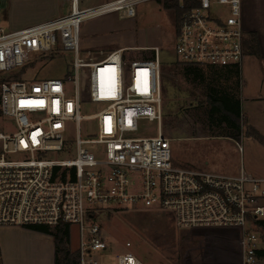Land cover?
<instances>
[{
	"label": "built area",
	"instance_id": "1",
	"mask_svg": "<svg viewBox=\"0 0 264 264\" xmlns=\"http://www.w3.org/2000/svg\"><path fill=\"white\" fill-rule=\"evenodd\" d=\"M69 1L68 12L35 25L8 30L0 23V117L15 128L0 132V226L75 224L80 231L77 264H103L96 253L112 249L95 219L103 205L160 210L170 213L179 228L238 229L240 264H264L258 234L264 177L244 168L229 174L173 162V139L163 134L160 48L123 47L105 55L81 51L83 20L113 12L135 17L136 6L151 0H107L84 8L81 0ZM171 1L180 11L174 44L178 61L241 67L246 56L242 0ZM60 49L73 55L64 79L13 78L32 56ZM147 49L152 56L128 53ZM84 102L103 106L84 116ZM82 119L96 121V137H82ZM145 120L157 123L156 134L139 135ZM68 123L76 124V153L59 159V152L70 150ZM111 264L144 263L124 252Z\"/></svg>",
	"mask_w": 264,
	"mask_h": 264
},
{
	"label": "rangeland",
	"instance_id": "2",
	"mask_svg": "<svg viewBox=\"0 0 264 264\" xmlns=\"http://www.w3.org/2000/svg\"><path fill=\"white\" fill-rule=\"evenodd\" d=\"M105 1L81 0L79 6L84 8ZM170 3L176 5L174 9L164 8L163 0H151L136 6L135 17L123 18L113 12L83 20L80 24L81 51L106 54L116 47L158 46L164 67L166 70L172 68L177 58L174 44L177 32L175 11L178 7L175 1ZM69 10V0H0V23L12 30L13 24L7 20L9 15L14 17L13 23L19 24L26 18H41ZM128 53L132 58L146 57L152 56L153 51L131 50ZM72 58L71 53L61 49L34 55L30 63L15 70L18 73L15 76V72L13 78L29 81L64 79L70 70ZM250 59L254 62L241 71L239 87L235 85L237 77L234 74L218 67L198 66L186 71L163 72L168 79L163 92V134L173 139L171 148L175 164L221 173L244 168L254 176L264 177V98H261L264 97V63L256 58ZM211 88H215L217 95L227 91L238 96L241 120L238 136L225 134L228 132L223 127L230 130L228 121L214 117L212 122H208L202 119L205 115L193 109L201 99H205L206 93L212 92ZM102 106L84 102L80 113L92 115ZM140 129L143 133L139 135H154L157 123L145 120L140 124ZM14 130L12 121L6 116L0 117V132L8 134ZM79 130L83 138L96 137V121L82 119ZM65 137L70 150L59 152V159L75 156V123H68ZM12 158H21V155H13ZM226 167H230L229 170ZM103 206L106 208L101 209L95 219L112 245L108 252L96 253L103 264L115 263L116 255L124 252L133 254L144 264H240L238 229L179 228L168 212L114 208V204ZM20 228L23 227L0 226V244L13 239H19L18 243L21 237L26 239L14 248L16 251L13 255L10 254L14 264H55V250L53 255L51 242L46 243L53 236L30 229L37 237H24L17 231ZM51 228L55 230V227ZM69 232L68 247L75 252L80 243L79 227L70 224ZM258 234L259 242L264 246V228ZM126 242H130L131 246L126 247Z\"/></svg>",
	"mask_w": 264,
	"mask_h": 264
},
{
	"label": "trees",
	"instance_id": "3",
	"mask_svg": "<svg viewBox=\"0 0 264 264\" xmlns=\"http://www.w3.org/2000/svg\"><path fill=\"white\" fill-rule=\"evenodd\" d=\"M161 1L162 0H159L158 2H161ZM170 2L171 0H164L163 1L164 8L174 9L176 5H172ZM175 12H176V20L178 21L180 11L178 9ZM243 46H244V50L246 54L251 53V54H256L257 56H259L258 42H257L255 35L247 34L245 36ZM173 65L174 66L172 68L166 70V68L164 67L165 63L163 62L162 71L163 72L168 71V70L174 71L178 69H182L186 71L188 68L198 67L196 65L182 63L178 61L177 59L173 62ZM224 71L230 72L237 77L235 81V85L236 87H239V75L241 73L240 67L226 68L224 69ZM17 73L18 72H16L15 76H17ZM162 79H163L162 88L164 92L165 90L164 84L168 80L166 78V75H164V73H163ZM210 90L212 92L206 93L205 99H201L199 101V105H194L195 108L193 107V109H197V111L205 115L206 117L202 119L203 120L206 119V121L208 120V122H212L214 117H217L218 119L220 118L221 120L223 119L224 121H228L230 130L223 127L224 131L228 132L225 134L232 133L238 136L240 129H241V120H240V115H239L240 100L238 96H235L232 93L227 92V91H224L223 94L221 95H217V93H215V88H211ZM223 125H220V126L222 127ZM218 136L228 137L229 135H218ZM258 223L261 229L263 230L264 220H261ZM26 228L33 229V230L43 232V233H47V234H51L53 236L54 243H55V264H77V261H78L77 252L76 251L71 252V250L68 247V243L70 241L69 224L58 225L55 227L54 231L52 230L51 227L44 226V225H36V226H30ZM260 254L264 256V250L260 251Z\"/></svg>",
	"mask_w": 264,
	"mask_h": 264
},
{
	"label": "crops",
	"instance_id": "4",
	"mask_svg": "<svg viewBox=\"0 0 264 264\" xmlns=\"http://www.w3.org/2000/svg\"><path fill=\"white\" fill-rule=\"evenodd\" d=\"M62 14H63L62 12H58V13H55L53 15L44 16L41 18H26V19H23L21 22H19V24L13 23L14 17L11 15H9V18H7V20L9 19V21L12 22V24H13L12 30H16V29H20L23 27H27V26H31V25H35V24L47 21L49 19L55 18V17L62 15ZM242 19H243V25H244V28L246 31V35L247 34H253L256 36V39L258 42L259 56H257L256 54H251V53L246 54V56H245V58L241 64L240 71H243L244 67L247 68V67H249V65L252 62H254V60H252L250 58H256L257 60H260L264 63V0H242ZM123 47H120V48H123ZM116 49H119V47H116L113 50H116ZM113 50H111V51H113ZM97 54H103V53H97ZM256 97H258V96H256ZM261 98H264V97H261ZM263 134H264V130H263ZM226 168L229 170L230 167H226ZM240 169L235 170L236 172H232L229 174L238 173L240 171ZM17 231H19V233L24 237L27 236V237L35 238V236H36V235H34L33 231H31L30 229L25 228V227L20 228ZM30 234H32V235H30ZM46 236H48V235H46ZM51 238L52 239H50L46 243L48 245V243L51 242L50 245L52 246L51 251L53 254L54 250H55V246H54L53 237H51ZM17 240H19V239H13V240L6 242L5 244H3V242L0 244V264H14V262L10 258V254L13 255L12 253L16 251V249H14V248L17 247L18 245L20 246L19 243H22V240H26V239L21 237V240H20L21 242H18V243H17ZM10 247H12V248L10 249ZM53 264H54V262H53Z\"/></svg>",
	"mask_w": 264,
	"mask_h": 264
}]
</instances>
